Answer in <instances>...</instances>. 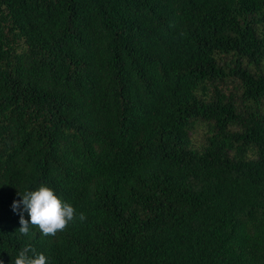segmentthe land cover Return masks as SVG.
<instances>
[{"label":"trees","instance_id":"1","mask_svg":"<svg viewBox=\"0 0 264 264\" xmlns=\"http://www.w3.org/2000/svg\"><path fill=\"white\" fill-rule=\"evenodd\" d=\"M41 184L86 220L22 235ZM27 245L264 264V0H0V262Z\"/></svg>","mask_w":264,"mask_h":264},{"label":"clouds","instance_id":"2","mask_svg":"<svg viewBox=\"0 0 264 264\" xmlns=\"http://www.w3.org/2000/svg\"><path fill=\"white\" fill-rule=\"evenodd\" d=\"M12 208L20 215L21 227L18 231L24 236L29 235L32 227L38 228L44 236H55L65 231L77 218L81 222L86 220L83 213L77 217L74 206L62 200L52 187L44 184L22 194V199L14 201ZM25 212L30 219H25ZM13 264H49V261L44 253L27 245L19 250Z\"/></svg>","mask_w":264,"mask_h":264}]
</instances>
